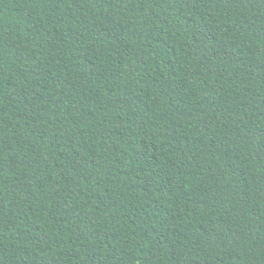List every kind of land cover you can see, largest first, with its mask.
<instances>
[{"label": "trees", "instance_id": "obj_1", "mask_svg": "<svg viewBox=\"0 0 264 264\" xmlns=\"http://www.w3.org/2000/svg\"><path fill=\"white\" fill-rule=\"evenodd\" d=\"M0 264H264V0H0Z\"/></svg>", "mask_w": 264, "mask_h": 264}]
</instances>
